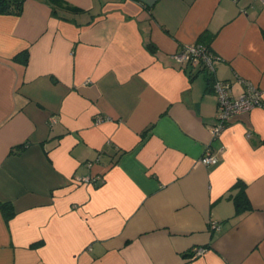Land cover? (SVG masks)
I'll return each instance as SVG.
<instances>
[{"label": "crops", "instance_id": "0c3cea01", "mask_svg": "<svg viewBox=\"0 0 264 264\" xmlns=\"http://www.w3.org/2000/svg\"><path fill=\"white\" fill-rule=\"evenodd\" d=\"M201 38L232 96L249 81L264 98V0H23L0 14L13 209L0 264H264V107L212 138V78L170 57ZM207 145L223 147L215 164Z\"/></svg>", "mask_w": 264, "mask_h": 264}, {"label": "built area", "instance_id": "2783aa9c", "mask_svg": "<svg viewBox=\"0 0 264 264\" xmlns=\"http://www.w3.org/2000/svg\"><path fill=\"white\" fill-rule=\"evenodd\" d=\"M170 57L180 67L187 65L199 67L207 72L212 78L211 87L217 100V112L215 121L210 125L212 138H217L225 129L230 118L235 114L247 112L255 107H264V98L262 91L249 81H245L243 91L236 97L231 94V86L228 82L218 79L215 75L216 63L220 57L206 43L196 41L180 45L178 50L171 54ZM107 117L95 118V123L106 120ZM223 152V147L216 151L210 145H207L201 156V162L205 165L215 164L217 162V154ZM87 180V177L80 178ZM211 228H217L215 221L210 223ZM207 250L205 246H195L190 250V257L195 258L203 255Z\"/></svg>", "mask_w": 264, "mask_h": 264}, {"label": "trees", "instance_id": "16d2710c", "mask_svg": "<svg viewBox=\"0 0 264 264\" xmlns=\"http://www.w3.org/2000/svg\"><path fill=\"white\" fill-rule=\"evenodd\" d=\"M22 5H23V0H0V14L18 15L22 11ZM202 39L203 38H201V40L199 41L207 43ZM23 55L24 57L22 58V60L23 62H25L26 53H23ZM17 57L19 56L18 55L15 56V58ZM21 150L22 148L19 151ZM233 201L235 204V209L237 214L241 211L250 209V204L245 195L244 187L242 185H240L239 192L233 196ZM0 209L3 215L5 216V218H9L13 214V209L9 202H0Z\"/></svg>", "mask_w": 264, "mask_h": 264}]
</instances>
